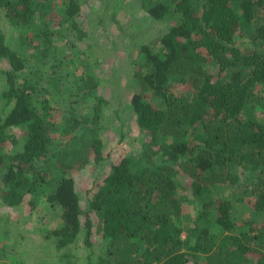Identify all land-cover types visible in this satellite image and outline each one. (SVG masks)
Here are the masks:
<instances>
[{"label": "trees", "instance_id": "trees-1", "mask_svg": "<svg viewBox=\"0 0 264 264\" xmlns=\"http://www.w3.org/2000/svg\"><path fill=\"white\" fill-rule=\"evenodd\" d=\"M89 1L0 0V201L29 196L60 219L40 228L38 264H264V222L244 217L264 213V0H112L97 24L130 3L133 20L166 29L133 38L123 111L144 140L82 196L70 171L106 161L109 123L104 78L83 71L99 65L78 20ZM11 226L0 216V241ZM17 252L0 244V264H31Z\"/></svg>", "mask_w": 264, "mask_h": 264}, {"label": "rangeland", "instance_id": "rangeland-1", "mask_svg": "<svg viewBox=\"0 0 264 264\" xmlns=\"http://www.w3.org/2000/svg\"><path fill=\"white\" fill-rule=\"evenodd\" d=\"M129 1L133 2V0ZM89 2H92L91 7L85 4L87 13H85V16L81 14L78 20L83 21L81 26L85 31H88L90 34L89 37H92L89 39V42L93 44L92 50L95 56L99 58V65L93 67L90 63L83 67V71L89 73L90 77L97 76L104 78V88L101 90V95L109 102V105L105 107V113L109 123H107L108 129H106L103 135L105 143L104 157L106 161L100 166H96V164L93 163L82 171H70V175L74 177L79 184V192L82 196H91L94 194L97 190V186L102 184L105 178L110 174L111 166L119 164L127 154H136L138 147L144 140V138H142L143 135L140 134L135 114L132 111H123L127 98L131 97L135 88V82L130 78L132 77L131 69L139 62L140 57L138 56V50L134 51L133 49V44H135L133 38H136L137 45L149 43L154 40L155 37L160 36L166 29L165 25L158 24V22L155 21H152V23L150 21L140 22L133 20L132 16L135 15L136 11L132 9L130 3H126L124 9H119V23L105 22L104 24H97V19L102 17L103 12H109L110 15H113L115 9L113 8V1L91 0ZM149 24H152V26L146 28ZM9 29V34L17 35L13 28L9 27ZM139 34L142 36H139ZM13 42H16V39H14ZM66 54L68 57H73V55H75L74 53L73 55L69 54V52ZM76 63L79 64L78 61ZM81 77L82 75L80 77L78 76V78ZM189 88V86L176 85L175 91L187 92ZM260 89L261 87H258V90ZM91 100L95 103L94 99ZM81 108L82 107L77 105L75 109L80 112V115L92 114L93 112V108L86 112ZM258 112L259 116L262 115L260 108ZM120 115L122 116L121 119L119 118ZM19 134H21L20 130L17 131V135ZM122 135H125V139L119 142L120 136ZM183 182L188 185V180L186 181L183 179ZM30 200V197L27 196L23 206L16 210L10 208L6 209V206L0 201L1 218L8 215L9 223L13 225L8 227L11 237L4 238L0 241V244L1 247H6L10 254L14 252L19 257L20 253L17 254V251H21L22 249L25 250L24 258H30L31 264H38L39 259H37L36 256L42 255V248L40 245L43 242L44 235V231H40V228L42 225L57 227L60 219L56 217L55 220H51L47 216L46 213L50 210V203L48 204V202L44 201L41 203L39 201L36 207L40 205L46 207L41 211L38 208L34 209L30 206ZM246 202L252 205L254 198H247ZM83 205H87L84 199ZM244 217L252 219L259 224L264 222V213L261 214L248 210L247 213L244 214ZM96 224L95 221V226ZM0 234H3V229H0ZM96 243H100L99 238ZM77 252L80 257H85L86 254L89 253V250L81 248V250ZM43 260L45 264H48L47 261H49V258L48 260ZM6 261L10 262L8 259H6ZM49 263L52 264L51 261H49Z\"/></svg>", "mask_w": 264, "mask_h": 264}]
</instances>
